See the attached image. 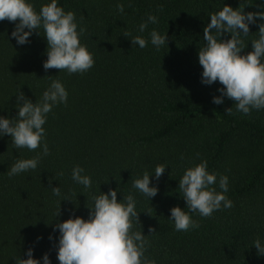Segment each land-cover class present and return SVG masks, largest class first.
<instances>
[{
    "label": "trees",
    "instance_id": "16d2710c",
    "mask_svg": "<svg viewBox=\"0 0 264 264\" xmlns=\"http://www.w3.org/2000/svg\"><path fill=\"white\" fill-rule=\"evenodd\" d=\"M30 2L39 11L50 0ZM224 3L236 8L240 0H58L65 11L75 13L78 27L86 29L81 42L92 52L94 66L83 74L46 71V38L33 33L29 43L19 45L11 37L15 24L0 21V116L18 113L20 88L33 103L54 79L68 92L67 104L54 106L47 116L49 155L35 170L9 177L16 160L32 158L42 147L15 149L9 135L0 136V264L26 259L29 247L40 264L45 252L51 264H59L55 213L60 207V222L70 215L87 219L92 196L109 188H118V200L135 196L141 223H134V230L144 233L145 256L155 264H264L252 245L257 238L264 242V110L243 115L227 97L214 104L221 85L201 82L203 29ZM118 4L124 5L123 14ZM257 10L264 9L245 7L246 12ZM149 14L158 23L140 33L139 25ZM259 23L250 25L244 52L258 38ZM152 29L167 35L168 44L159 50L150 42ZM137 35L148 39L145 48L131 43ZM232 105L234 114L227 115ZM201 160L217 181L220 175L228 177L226 195L233 207L222 206L207 218L192 213L199 228L176 231L171 208L186 207L179 178ZM158 164L167 167L157 181L152 172ZM76 165L90 176V189L72 180ZM146 170L158 186L151 200L132 187ZM51 187H60L61 196ZM216 188L220 191L218 182ZM150 227L156 231L149 233Z\"/></svg>",
    "mask_w": 264,
    "mask_h": 264
},
{
    "label": "clouds",
    "instance_id": "9594fccd",
    "mask_svg": "<svg viewBox=\"0 0 264 264\" xmlns=\"http://www.w3.org/2000/svg\"><path fill=\"white\" fill-rule=\"evenodd\" d=\"M253 5L257 9H264V3L240 0L236 8L224 3L220 10L210 14V22L203 29L205 43L198 49V60L203 69L201 82L206 85L219 82L221 85L218 89L220 95L213 96V103L220 105L227 97L234 101L235 112L246 116H250L253 110H264V10L245 11L246 6ZM117 11L123 14L124 5L118 4ZM5 20L15 24L11 37L19 45L29 43L33 33L46 38L47 60L43 62L46 71L57 69L59 72L66 70L68 74H83L94 66L92 52L81 42L86 29L78 27L75 13L65 11L58 0L41 5L39 11L30 0H0V21ZM257 20L261 21L256 31L258 38L250 40L251 51L244 52L248 43L245 38L252 33L250 25L256 24ZM156 23L157 16L149 14L140 23L138 31L143 33L149 24ZM123 34L130 36L128 32ZM225 34H230V38H226ZM149 37L157 50L168 44L167 35L155 29L149 32ZM148 42L141 35L131 38V43L142 49ZM67 99L68 92L59 79L51 80L41 99L35 103L25 96L21 88L16 93L18 113L14 117L0 116V136L9 135L15 149L36 151L42 147V150L32 158L16 160L8 169L9 177L35 170L41 159L49 155L44 125L53 107L66 105ZM233 105L226 108L227 115L234 114ZM166 167L167 164L155 166L152 173L157 181ZM84 171V168L76 165L71 177L83 188L90 189L92 180L90 176L82 175ZM151 174L144 171L132 184L135 190L150 200L158 193V186L150 180ZM58 175L62 176L63 173ZM52 179H49V183ZM217 182L220 191H217ZM51 188L55 196H61L60 187ZM178 189L186 201V207L177 205L171 208L169 218L174 221L176 231L199 228L192 213L207 218L221 210L222 206L225 209L233 207V202L226 195L228 177L220 175L217 181V174L208 171L206 160L185 169L179 178ZM117 191L118 188H109L107 192L93 195V206L88 207L87 219L70 215L60 222L59 207L53 228L54 232L58 230L60 233L57 248L59 264H155L145 256L148 241L144 233L134 230V223H141L135 196L129 193L118 200ZM65 199L70 198L61 200ZM155 231V228H149V233ZM49 239H53L51 234ZM252 245H255L258 256H264V242L261 239H255ZM26 256V259L15 257V264H40V260L34 257L32 247L27 249ZM42 260L43 264H51L48 252L43 254Z\"/></svg>",
    "mask_w": 264,
    "mask_h": 264
}]
</instances>
